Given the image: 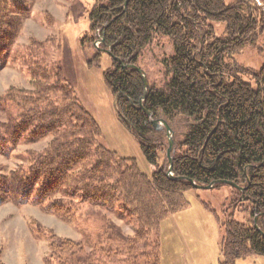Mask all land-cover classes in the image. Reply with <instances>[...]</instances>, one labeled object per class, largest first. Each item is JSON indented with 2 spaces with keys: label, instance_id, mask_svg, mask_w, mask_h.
<instances>
[{
  "label": "trees",
  "instance_id": "trees-1",
  "mask_svg": "<svg viewBox=\"0 0 264 264\" xmlns=\"http://www.w3.org/2000/svg\"><path fill=\"white\" fill-rule=\"evenodd\" d=\"M30 1L0 0V67L29 16ZM213 22L225 23L224 36H217ZM90 23L100 34V49L111 50L104 74L119 118L156 169L148 176L134 159L99 143L100 127L72 84L49 62L42 44L29 45L23 58L32 88L12 87L3 96L0 109H9L8 119L0 120V153L52 140L29 152L26 164L0 172V205L31 204L80 227L84 207H98L135 226L134 235L126 236L108 222L90 234L87 252L82 241L39 228L49 242L44 264H161L160 224L189 206L191 179L202 185L233 181L246 187H234L233 202L253 203L249 223L233 214L226 221L224 264L264 255V63L253 69L231 60L264 42L263 8L255 0H96ZM155 32L170 36L174 52L163 62L165 81L149 86L143 106L172 126L174 176L188 180L168 177L166 131L155 130L139 107L142 74L115 59L138 66Z\"/></svg>",
  "mask_w": 264,
  "mask_h": 264
},
{
  "label": "rangeland",
  "instance_id": "rangeland-1",
  "mask_svg": "<svg viewBox=\"0 0 264 264\" xmlns=\"http://www.w3.org/2000/svg\"><path fill=\"white\" fill-rule=\"evenodd\" d=\"M95 1L29 2V16L22 21L8 57L0 67V103L5 107L3 96L12 87L32 88V76L23 55L29 45L42 44L49 62L60 68L82 106L98 123L99 143L121 157L134 159L144 173L152 176L156 165L148 161L138 138L120 120L115 97L105 80L104 73L111 66L112 59L100 49V34L91 27L90 12ZM255 1L264 10L262 0ZM213 25L217 36L225 35V23L213 22ZM173 52L170 36L155 32L138 62V67L146 73L149 86L162 85L165 81L163 62ZM231 60L260 69L264 63L263 40L257 47H246ZM244 78L255 85L250 77ZM6 108L0 109L1 121L8 119ZM51 140L52 137L47 136L34 143H20L8 155L0 153V172L8 173L26 164L29 152L43 150ZM186 197L189 206L169 215L160 224L161 264H224L221 245L226 234V221L233 214L237 221L249 223L253 203L250 200H242L241 205L234 203V187L229 184L212 189L191 188ZM83 214L87 217L86 223L80 227L31 204L8 202L0 205V261L5 264H44L49 242L40 234L39 228L52 230L60 237L82 241L86 252L92 249L88 244L90 234L95 235L108 222L118 225L124 235H134L132 223L104 209L85 206ZM94 226L98 228L93 229ZM234 264H264V255L251 253L246 258H238Z\"/></svg>",
  "mask_w": 264,
  "mask_h": 264
},
{
  "label": "water",
  "instance_id": "water-1",
  "mask_svg": "<svg viewBox=\"0 0 264 264\" xmlns=\"http://www.w3.org/2000/svg\"><path fill=\"white\" fill-rule=\"evenodd\" d=\"M107 54L111 55V50L110 48L108 49H103ZM118 62H120L122 64L123 68H127V67H133V68H137L141 74H142V78L144 80V84H145V92L143 97L140 99L139 104H140V108H143L144 111L146 112V114L150 117L151 122L154 125L155 130L157 131H166L167 134V138H168V148H167V157H168V162H169V168H168V172L167 175L168 177L175 179V180H181V179H186L188 180V178L186 177H175L174 176V172H173V152L175 150V139H174V135L175 132L172 128V126L169 124V122L163 118V117H155L154 113L146 108H144L143 106V101L146 99L148 91H149V83L147 81V76L146 73L140 69L137 65H133V64H123L120 58H115ZM191 184L194 188L197 189H212L215 188L218 184H229L233 187L238 188L239 190L243 191L246 187L245 186H240L237 183L233 182V181H229V180H214L213 182H211L210 184L207 185H202V184H198L196 183L195 180L191 179ZM255 227L259 229V225L257 222V217H255V223H254Z\"/></svg>",
  "mask_w": 264,
  "mask_h": 264
}]
</instances>
